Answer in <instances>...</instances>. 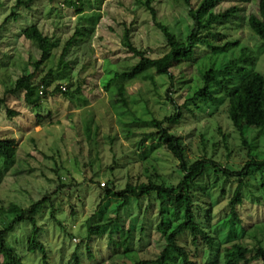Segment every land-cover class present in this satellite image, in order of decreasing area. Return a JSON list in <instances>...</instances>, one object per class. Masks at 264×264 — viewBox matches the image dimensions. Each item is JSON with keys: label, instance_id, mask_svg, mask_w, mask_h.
I'll list each match as a JSON object with an SVG mask.
<instances>
[{"label": "rangeland", "instance_id": "1", "mask_svg": "<svg viewBox=\"0 0 264 264\" xmlns=\"http://www.w3.org/2000/svg\"><path fill=\"white\" fill-rule=\"evenodd\" d=\"M78 1L0 0V136L13 139L16 146L15 160L1 169L0 229L13 217L5 212L10 203L26 208L46 197L36 219L49 264H129L154 258L164 246L154 230L159 221L155 196L131 200L121 211L119 228L126 230L133 224L136 230L130 251L122 243L125 231L113 240L110 231L87 238V219L102 209L108 210L110 217L115 215L116 200L103 201L108 181L114 182L116 189L129 181L178 182V162L160 138H142L154 130L153 119L163 120L175 113L174 104L181 107L186 102L188 106L182 118L169 127L182 136L189 159L206 157L224 167L240 169L249 154L264 158V132L257 126L264 121V106L237 89L240 75L234 76L228 88L213 85L214 99L210 102L195 97L203 86L202 74L210 68L222 69L229 59L240 56L243 48L253 60L248 68L264 76V47L246 22L248 15L256 12L258 0H222L217 8L239 10L230 22L216 29L229 40L238 39V47L213 53L205 45H197L192 57L173 66V80L151 70L153 79L121 81L127 107L117 102L120 82H109L115 72L131 70L138 61L123 43L125 30L130 29L133 45L151 58L168 51L166 39L145 6L147 0ZM200 2L191 0L190 7L196 9ZM151 5L157 20L185 40L191 20L184 0H151ZM34 24L52 43L35 78L40 82L48 76L51 81L39 108L28 105L23 92L6 93L24 68L33 71L32 62L41 58L35 43L22 35ZM76 31L81 34L75 35ZM74 35L76 42L63 55ZM55 87L78 92L66 96L55 93ZM8 110L17 115L9 118ZM231 116L245 123L250 148L243 144ZM37 118L43 120L40 125ZM200 180L201 187L209 188L203 191L197 187L193 196L203 207L200 214L209 211L207 227L225 243L220 249L224 251L228 241L239 240L251 249L259 242L264 247V173L255 170L244 179L240 188L244 203L238 207L241 223L231 217L229 207L236 180L224 182L212 169ZM142 223L147 230L140 242ZM31 228L29 221L16 224L6 239L25 263L43 264L41 252L27 251ZM178 241L196 255L197 264L213 257L202 241L193 244L188 233ZM5 262L1 256L0 264ZM218 264H225L222 254Z\"/></svg>", "mask_w": 264, "mask_h": 264}, {"label": "trees", "instance_id": "2", "mask_svg": "<svg viewBox=\"0 0 264 264\" xmlns=\"http://www.w3.org/2000/svg\"><path fill=\"white\" fill-rule=\"evenodd\" d=\"M35 0H28L33 2ZM53 1V0H50ZM69 4H75L78 0H65ZM222 0H201L196 9L191 8V0H184L186 6H189L188 17L191 20L190 31L185 40H180L172 33L169 27L157 20V12L151 5V0L145 3L146 8L152 14L155 25L163 33L168 51L158 58H151L146 55L145 51L138 50L130 38V29H126L123 35V43L128 50L133 53L137 58V63L131 70L115 72L109 82L118 81L117 85V102L122 106L127 107L128 101L125 96V90L121 81L131 82L138 77L153 79L154 75L151 70L156 74L166 75L170 80H173L171 69L176 64L183 60L189 59L194 55L197 45H205L213 53H223L231 48L238 47L240 42L238 39L229 40L223 33L218 32L216 29L225 26L226 22L236 17L237 8H230L225 11L217 10ZM28 4V3H26ZM1 6V2H0ZM82 12V8L79 9ZM248 27L258 36L261 45L264 47V0H258L257 10L247 17ZM76 34H81L79 31ZM25 39L33 41L39 51L41 58L38 61L32 62L34 70L24 68L23 73L15 80L13 86L7 90V94H16L18 92L24 93L25 102L35 108L40 107V102L43 95L46 93V88L50 84L48 76L41 78L40 82H36L37 70L40 68L43 60L48 56L50 47L52 46L50 38L45 35L37 25H30L22 31ZM75 35L67 42L64 48L63 55L76 42ZM253 65V60L250 54L243 52L240 56L228 60V63L222 69L210 68L202 74L203 86L195 92V97L201 99L203 102H210L214 99L211 87L223 86L228 88L234 80L235 75H240V81L237 86L239 91H245L253 97L255 102L264 106V76L248 66ZM106 88L108 86L106 85ZM55 93H62L66 96H72L74 93L70 91H62L61 88L55 87ZM4 101V100H3ZM174 104V101L170 99ZM175 113L165 117L163 120L153 119V131L143 134V139L159 137L163 142L165 148L172 154L178 162V169L181 177L176 184H166L165 182H155L149 179L146 182H127L123 188L116 189L114 182L108 181L107 187L104 189V200H116V205L113 210L115 214L110 217L109 211L106 209L95 211L87 219L86 237H98L103 235L104 232L110 231V239H114V235L119 232L126 233V237L122 243L127 244L126 251L133 249V241L135 229L133 224L125 230L120 227L122 221L120 214L131 202V200H139L144 197L152 198L155 196L158 201V218L154 230L160 234L164 240L163 249L159 255L149 259H138L129 264H197L194 259L196 255L191 250L181 245L178 239L185 235L190 234L192 243L197 244L202 241L208 248V251L213 254L205 264H218L220 254L223 255L225 264H250L256 261L257 264H264V247L261 242L251 249L241 240L237 242L228 241V247L222 251L220 248L223 244L215 235H213L207 224L209 222V211L203 210L200 203L195 201L193 196L194 190L200 187L201 190L209 188V186L201 187V178L207 175L209 169H212L214 174L227 179L233 178L237 182V187L232 196L229 198L230 214L233 219L241 223L238 215V207L244 203V198L240 191L241 186L245 182V178L252 171H259L264 173V158H257L249 154L248 160L243 164L240 169H232L224 167L221 163L206 157H199L196 159H189L187 155V146L185 145L182 136L170 130V124L178 122L183 116V109H188L185 103L181 107L174 104ZM8 117L13 118L17 115L15 111L8 110ZM232 122L236 129L242 136L243 144L250 148V144L246 137V125L239 118L231 116ZM41 118H37L36 124L42 123ZM260 132H264V121L258 124ZM248 129V128H247ZM16 158L15 141L8 137L0 136V182L2 180V168L10 165ZM264 185V184H263ZM46 197L34 201L29 207L23 208L17 204L10 203L5 212L13 217L9 220L7 225L0 229V257L4 256L6 262L4 264H27L23 261L22 256L18 255L12 247L9 246L6 234L13 230L16 224L24 221H29L32 225L30 235L28 237V252H41L43 254V264H49L43 243L39 240L40 227L38 225L36 214L40 211L41 207L46 202ZM199 209V210H197ZM200 214V215H198ZM119 224V225H118ZM117 229V231H115ZM145 223H142L139 228V241L145 239L146 233ZM138 241V242H139ZM120 243V244H122ZM172 258V262L170 261ZM77 263V255H74Z\"/></svg>", "mask_w": 264, "mask_h": 264}]
</instances>
